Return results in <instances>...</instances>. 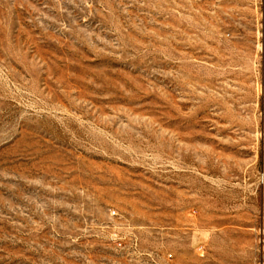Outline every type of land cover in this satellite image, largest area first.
<instances>
[{
    "label": "rangeland",
    "instance_id": "rangeland-1",
    "mask_svg": "<svg viewBox=\"0 0 264 264\" xmlns=\"http://www.w3.org/2000/svg\"><path fill=\"white\" fill-rule=\"evenodd\" d=\"M262 263L264 0H0V264Z\"/></svg>",
    "mask_w": 264,
    "mask_h": 264
},
{
    "label": "built area",
    "instance_id": "built-area-1",
    "mask_svg": "<svg viewBox=\"0 0 264 264\" xmlns=\"http://www.w3.org/2000/svg\"><path fill=\"white\" fill-rule=\"evenodd\" d=\"M114 214V213H113Z\"/></svg>",
    "mask_w": 264,
    "mask_h": 264
},
{
    "label": "crops",
    "instance_id": "crops-1",
    "mask_svg": "<svg viewBox=\"0 0 264 264\" xmlns=\"http://www.w3.org/2000/svg\"><path fill=\"white\" fill-rule=\"evenodd\" d=\"M263 264V263H262Z\"/></svg>",
    "mask_w": 264,
    "mask_h": 264
}]
</instances>
